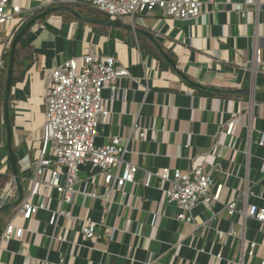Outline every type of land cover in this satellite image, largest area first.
Here are the masks:
<instances>
[{
	"label": "crops",
	"instance_id": "1",
	"mask_svg": "<svg viewBox=\"0 0 264 264\" xmlns=\"http://www.w3.org/2000/svg\"><path fill=\"white\" fill-rule=\"evenodd\" d=\"M245 1L206 2L199 20H175L160 12L135 18L134 28L152 34L192 83L214 89L213 93L197 90L171 65L164 68L150 51L145 53L149 46L142 37L153 43L145 34L76 16L65 19L58 13L30 28L24 38L34 62L25 74L20 72L29 59L14 72L21 77L13 83L10 102L12 148L19 158L24 196L28 192L25 180L29 181L41 143L44 91L53 69L72 57L96 49L116 56L130 70V75L119 80L114 97L110 90L104 91L109 112L99 127L96 144L105 145L114 135L128 137L137 123L145 136L130 141L125 156L139 166L135 183L114 192L105 185L100 168L81 165L77 187L84 189L89 182L88 190H95L98 197L87 199L84 205L82 194H78L68 208L72 217H59L56 226L49 224L48 209L29 220L15 207L0 213V264L264 263L263 224L238 212L247 211L252 204L264 207V100L234 92L250 89L264 93V4L248 5ZM14 2L24 12L9 23L7 31L27 23L35 13L72 6L70 0ZM86 9L79 14L92 18ZM4 42L0 43L5 61L4 67L0 65L3 115V82L10 55ZM232 119L237 121L235 132L227 135ZM202 165L215 181L213 190L218 185L223 189L218 202L201 203L192 210L191 222L178 220L179 209L167 203L168 183L153 176L151 185H144L150 171L164 167L191 171ZM9 172L6 137V144L0 147V174ZM48 197V207L58 208L55 189L48 188ZM18 199L16 188L9 202ZM232 201L238 211L230 214L227 205ZM87 216L103 224L94 239H85L81 232V219ZM12 220L24 229L23 236L2 241ZM109 226L115 230L112 240L107 234ZM218 230L231 234L220 240ZM61 234L64 240L58 239ZM251 242L257 243L253 256L248 255Z\"/></svg>",
	"mask_w": 264,
	"mask_h": 264
},
{
	"label": "built area",
	"instance_id": "2",
	"mask_svg": "<svg viewBox=\"0 0 264 264\" xmlns=\"http://www.w3.org/2000/svg\"><path fill=\"white\" fill-rule=\"evenodd\" d=\"M71 3L86 4L106 13L113 20L136 26L138 15L163 13L175 20H199L206 2L212 0H70ZM264 4V0H246L248 5ZM23 9L14 0H0V43L5 39L4 47L11 49L16 36L15 30L7 31V26L13 20L20 18ZM33 13H29V16ZM0 65L5 61L0 56ZM264 70V67H263ZM130 75V70L122 65L112 54H103L96 49H89L80 57H72L57 65L44 91L45 122L42 128L41 143L38 147V157L30 169L31 185L21 201L18 214L24 219H31L40 211H50L49 224L57 225L59 217H72L68 209L78 194L84 199V205L89 198L98 197L95 190H88L89 182L84 189L77 187L80 166L86 163L100 168V176L105 185L112 191L123 189L129 183H135L139 166L125 159L129 152V142L137 137H144L145 131L135 124L128 137L114 135L109 143L97 145L96 137L99 127L106 121L108 109L105 105L104 91L110 90L113 97L119 92L118 82L122 77ZM237 121L232 119L226 134L233 135ZM6 144V124L0 111V147ZM47 174L49 175L46 178ZM158 177L161 182L168 183L165 188L167 203L179 209L176 218L191 222L192 210L201 203L213 204L220 200L223 185H218L214 191L215 181L204 166L191 171L180 168H161L150 171L144 185H151V178ZM9 185V184H8ZM8 187V186H7ZM55 189L60 205L52 209L48 207V188ZM6 190V189H5ZM5 192V191H4ZM3 195L1 196L2 199ZM109 201V200H108ZM228 212L233 214L236 209L234 201L228 203ZM107 205L104 207V212ZM247 215L264 226V207L252 204L245 211ZM81 229L85 239L96 238L97 228L102 222L91 217H83ZM24 229L18 228L12 220L2 234V241L15 237L21 238ZM110 240L114 238L113 227L107 228ZM218 230V238L227 235ZM232 234H236L234 231ZM58 239L64 240L63 234ZM256 242L250 243L248 255L253 256ZM1 251V246H0ZM222 257L219 256L220 260ZM264 264V263H263Z\"/></svg>",
	"mask_w": 264,
	"mask_h": 264
},
{
	"label": "water",
	"instance_id": "3",
	"mask_svg": "<svg viewBox=\"0 0 264 264\" xmlns=\"http://www.w3.org/2000/svg\"><path fill=\"white\" fill-rule=\"evenodd\" d=\"M60 11H68L72 13L74 16L78 17L79 19L90 22V23H96V24H102V25H107L110 27H121V28H126L131 31H134L137 34H145L147 35L153 43L156 45V47L160 50L162 55L165 57L167 60L168 64H170L173 69L184 79H186L190 84L195 85L192 83L189 78L181 71L173 58L167 54V52L163 49V47L159 44V42L155 39V37L147 32H144L141 29L134 28L131 25L123 24L120 22H114V21H108V20H101V19H93L89 18L86 16H83L79 14L76 10H74L71 6H59V7H53L51 9H48L44 11L43 13H40L39 15L35 16L34 18L30 19L24 27L21 29V31L15 36L11 49H10V55H9V65H8V72H7V78H6V85H5V92H4V97H3V109H4V119H5V124H6V137H7V147L9 151V163L11 166V180L6 188L3 197L0 201V213H3L9 209H12L16 206L19 205L21 200L23 199L24 196V187L21 183V174L19 171V158L16 155V153L13 151L12 148V135H13V127H12V121H11V113H10V102H11V93L13 89V83H14V71H15V61H16V50L17 46L20 43V41L26 36L30 28L35 25L38 21L42 20L43 18L50 16L54 13L60 12ZM236 93L240 94H252L254 97H257L259 94H264V93H259L254 91V93L250 89H245V90H238L234 91ZM18 189L19 192V199L14 202L10 203V198L15 189Z\"/></svg>",
	"mask_w": 264,
	"mask_h": 264
},
{
	"label": "trees",
	"instance_id": "4",
	"mask_svg": "<svg viewBox=\"0 0 264 264\" xmlns=\"http://www.w3.org/2000/svg\"><path fill=\"white\" fill-rule=\"evenodd\" d=\"M71 7L73 9H75L78 13L84 11V8L81 6V4H77V3H71ZM82 7V8H81ZM87 13L89 14V16H92V18H96V19H101V20H110L111 17L105 13H101L99 12L96 8H94L93 10L91 9H86ZM39 13V12H38ZM38 13L33 14L30 19L34 18ZM58 14L62 15L65 19H76L75 16L68 12V11H60L57 12ZM29 21V19H28ZM26 23H23L21 26H19V28L16 31V35L21 31V29L24 27ZM145 41H148V49L144 48L145 53L149 52L153 55L157 57V60L159 61V64L166 68V67H170V64H168L167 60L165 59V57L162 55V53L160 52V50L152 43L150 42L146 37H142ZM29 47L27 46V42L26 39L23 38L20 43L17 46V50H16V61H15V73L16 71L18 72V69L20 68V66L22 64H24L25 60L29 59V64L27 66V68H25L21 73V75L25 74V72L31 67V64L34 62V56L31 55L30 50L28 49ZM9 55V54H8ZM7 55V56H8ZM14 75V82H17V79L21 77V75L19 76V74ZM5 78V76H4ZM5 83L6 80L4 79L3 82V88L5 89ZM196 89L202 92H211L213 93V91H215L214 89L211 88H205L202 86H196ZM258 100H264V94H259L257 96ZM11 180V172H9L8 174L5 175H1L0 174V201H1V196L4 194V190L7 188L9 182ZM24 187V186H23ZM19 206V205H18ZM18 206H16L15 208H17Z\"/></svg>",
	"mask_w": 264,
	"mask_h": 264
},
{
	"label": "rangeland",
	"instance_id": "5",
	"mask_svg": "<svg viewBox=\"0 0 264 264\" xmlns=\"http://www.w3.org/2000/svg\"><path fill=\"white\" fill-rule=\"evenodd\" d=\"M25 183H26V185H27V187H26L27 190H26V191H28V189H29V187H30L29 181H26V180H25ZM17 210H18V207H17Z\"/></svg>",
	"mask_w": 264,
	"mask_h": 264
}]
</instances>
